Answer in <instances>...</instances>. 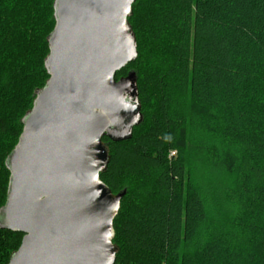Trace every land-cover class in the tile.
<instances>
[{"label":"trees","instance_id":"obj_1","mask_svg":"<svg viewBox=\"0 0 264 264\" xmlns=\"http://www.w3.org/2000/svg\"><path fill=\"white\" fill-rule=\"evenodd\" d=\"M53 4L0 0V207L5 160L49 79ZM128 23L137 56L115 80L135 75L142 120L102 140L100 180L123 194L114 264H264V0H135ZM22 237L0 230V264Z\"/></svg>","mask_w":264,"mask_h":264},{"label":"water","instance_id":"obj_2","mask_svg":"<svg viewBox=\"0 0 264 264\" xmlns=\"http://www.w3.org/2000/svg\"><path fill=\"white\" fill-rule=\"evenodd\" d=\"M135 0H54L49 79L35 92L5 160L10 173L0 230L22 234L8 264H114L113 220L123 194L100 180L104 137H130L142 116L128 18Z\"/></svg>","mask_w":264,"mask_h":264},{"label":"rangeland","instance_id":"obj_3","mask_svg":"<svg viewBox=\"0 0 264 264\" xmlns=\"http://www.w3.org/2000/svg\"><path fill=\"white\" fill-rule=\"evenodd\" d=\"M196 176L198 180H200L201 184H206L208 187H214L215 189H219L222 184V179L218 178V175L212 174L211 172L204 169L202 166H197ZM215 205L218 209V213L227 216L229 212V207L225 205L221 200L215 202Z\"/></svg>","mask_w":264,"mask_h":264}]
</instances>
